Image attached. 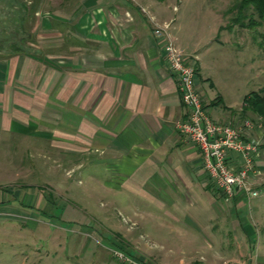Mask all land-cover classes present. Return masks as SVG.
I'll use <instances>...</instances> for the list:
<instances>
[{"label": "crops", "instance_id": "0c3cea01", "mask_svg": "<svg viewBox=\"0 0 264 264\" xmlns=\"http://www.w3.org/2000/svg\"><path fill=\"white\" fill-rule=\"evenodd\" d=\"M163 1L59 2L46 14L47 23L43 14L37 19L41 31L31 39V48L0 51V135L6 137L0 140L5 147L0 148V165L16 177L0 184V203L19 212L31 195L33 203L38 196L39 202L50 196L47 191L30 194L32 185L18 182L21 172L29 175L22 155L31 152L36 155V163L27 161L31 168L59 171L68 179L82 171L78 179L104 187V193L128 190L160 208L173 209L177 202L200 196L212 210L202 221L210 236L191 226L195 232L189 237L200 236L205 246L196 249L212 252L216 264H264V147L255 161L258 172L248 178L260 191L258 197L238 192L225 199L217 189L214 193L198 149L174 126L188 110L154 28L167 26L177 43L181 27L167 18V4L157 3ZM176 45L196 69V88L213 121L263 120L244 102L236 108L225 102L211 76L202 74L199 48ZM262 129L252 134L262 139ZM175 213L170 217L179 213L185 226L202 218ZM133 253L146 260L140 248Z\"/></svg>", "mask_w": 264, "mask_h": 264}, {"label": "rangeland", "instance_id": "374dc122", "mask_svg": "<svg viewBox=\"0 0 264 264\" xmlns=\"http://www.w3.org/2000/svg\"><path fill=\"white\" fill-rule=\"evenodd\" d=\"M234 1L164 0L157 3L167 4V18L174 19L175 25L181 27L179 36L176 35L177 43L199 48L203 76H211L216 91L227 104L236 108L252 91L264 96V47L259 45V33L264 26L252 30L233 25L235 12L226 10ZM59 2L68 0H0V51L31 48V39L41 31L40 25L35 24L37 19L43 14L45 18L41 20L47 23L49 15L46 14L51 15ZM173 42L177 44L174 39ZM260 121L264 126V118ZM3 139L6 137L2 134L0 140ZM259 140L261 149L264 138ZM0 148L5 149L3 145ZM22 157L30 171L26 177V174L21 175L20 167L18 182L32 185L30 194L37 190L47 191L50 196L40 202L38 196L33 203L31 195L27 207L19 212L6 202L0 203V264H134L120 258L122 253L138 261L133 248H140L150 264H216L212 252L196 249L205 247L203 239L189 237L195 232L191 226H197L210 236L203 222L212 209L200 196L193 202H177L173 209L168 205L160 208L128 190L104 193V187L91 186L84 177L78 179L82 171L68 179L59 171L31 168L27 161L36 163V158H32L36 155L31 152ZM47 166L51 168L49 161ZM4 169L0 165V184L16 178L2 172ZM210 183L216 193L211 180ZM175 210L184 212L183 217L185 212L198 213L202 216L200 223L183 225L179 213L176 218L170 217L169 213L177 214ZM171 245L173 249L169 250Z\"/></svg>", "mask_w": 264, "mask_h": 264}, {"label": "built area", "instance_id": "2783aa9c", "mask_svg": "<svg viewBox=\"0 0 264 264\" xmlns=\"http://www.w3.org/2000/svg\"><path fill=\"white\" fill-rule=\"evenodd\" d=\"M162 37L163 58L168 70L177 79L187 117L175 122L182 138L198 149L202 167L216 189L225 199L241 192L248 199L256 198L259 190L252 188L249 175L257 173V160L261 143L252 131L262 128L260 120L245 117L239 123H217L204 108L195 83V67L177 48L165 27L154 28ZM120 253V252H118ZM120 258L134 264H144L120 253Z\"/></svg>", "mask_w": 264, "mask_h": 264}, {"label": "trees", "instance_id": "16d2710c", "mask_svg": "<svg viewBox=\"0 0 264 264\" xmlns=\"http://www.w3.org/2000/svg\"><path fill=\"white\" fill-rule=\"evenodd\" d=\"M226 11L235 12L232 19L233 25L252 30L264 26V0H235ZM259 36L261 38L259 45L264 47V29L261 30ZM243 102L246 110L257 116H264V96L252 91L245 96ZM137 259L144 264H150L142 258L137 257Z\"/></svg>", "mask_w": 264, "mask_h": 264}]
</instances>
